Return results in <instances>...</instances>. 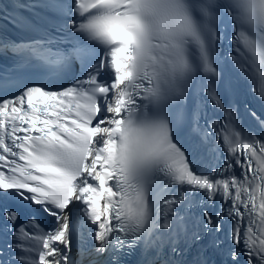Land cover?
<instances>
[{
    "label": "snow or ice",
    "instance_id": "6c2138e0",
    "mask_svg": "<svg viewBox=\"0 0 264 264\" xmlns=\"http://www.w3.org/2000/svg\"><path fill=\"white\" fill-rule=\"evenodd\" d=\"M12 8L0 264H264V0Z\"/></svg>",
    "mask_w": 264,
    "mask_h": 264
},
{
    "label": "clouds",
    "instance_id": "9594fccd",
    "mask_svg": "<svg viewBox=\"0 0 264 264\" xmlns=\"http://www.w3.org/2000/svg\"><path fill=\"white\" fill-rule=\"evenodd\" d=\"M12 12H13V10L11 11V13H12ZM24 14H25V15H29L28 12H25ZM7 27H8V29H9V33H10V34H11V33H16V30L13 29L11 25H8ZM12 94H14V93L9 92L7 95H12ZM4 95H5V93H2V94H0V97H3Z\"/></svg>",
    "mask_w": 264,
    "mask_h": 264
}]
</instances>
